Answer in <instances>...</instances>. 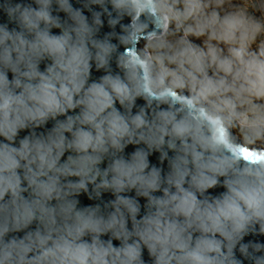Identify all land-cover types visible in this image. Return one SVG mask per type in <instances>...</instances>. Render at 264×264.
I'll return each instance as SVG.
<instances>
[{"label": "clouds", "instance_id": "1", "mask_svg": "<svg viewBox=\"0 0 264 264\" xmlns=\"http://www.w3.org/2000/svg\"><path fill=\"white\" fill-rule=\"evenodd\" d=\"M206 6L0 0V264H146L145 249L151 264H264V243L245 240L264 236V159L242 161L227 146L232 133L264 144V41L251 50L264 22L205 16ZM105 15L110 32L99 38ZM142 16L154 28L146 49L120 54L123 75L112 72L118 46L149 27ZM172 23L185 35L208 33L228 54L169 42ZM93 64L105 70L98 80ZM177 89L191 105L133 113L138 99L167 103ZM201 108L225 127L223 141ZM49 120L53 127L37 133ZM21 131L28 134L17 140ZM139 144L146 147L123 154ZM153 153L167 161L166 174L149 161ZM217 187L225 191L214 196ZM133 190L146 198L142 216L138 199L124 195ZM105 193L115 198L94 202ZM82 196L92 202L82 205Z\"/></svg>", "mask_w": 264, "mask_h": 264}, {"label": "water", "instance_id": "2", "mask_svg": "<svg viewBox=\"0 0 264 264\" xmlns=\"http://www.w3.org/2000/svg\"><path fill=\"white\" fill-rule=\"evenodd\" d=\"M22 2H26V3H30L31 0H22ZM70 2L73 4L74 7L76 8H83V4L85 3V0H70ZM35 6V5H34ZM55 7V5H54ZM93 10H99L98 6L94 7ZM54 14H57L59 16H61V18L66 19L67 17L65 16V14L63 12H55ZM86 14L89 16V20H91V15L90 13H88L86 11ZM102 20L104 22V26L101 28L100 32L98 33L99 38H103L106 34H108L110 32V29L107 25V16H102ZM141 21L147 23L149 25V27L145 30V33L142 36H138L135 38V40L132 42L130 47H121L118 46V53L116 55L113 56L112 58V62H111V70L112 72H121V69L118 67V60H119V55L120 54H126V55H136L137 53V47L140 44L141 41L143 40H148L151 38V34L154 30L153 26L151 25V22L146 18V17H141ZM5 22V18L3 17V14H0V23ZM122 23L127 24V20L122 21ZM11 27V25H10ZM59 29H53L54 33H59ZM115 31L117 33L120 32V27L117 26L116 29L112 30ZM117 41L114 39L113 43H116ZM46 63V62H45ZM45 63H42L40 65L41 70L44 69L45 67ZM105 74V70L104 69H100V70H96L95 68V64H93V70H92V74H91V80H98L101 76H103ZM121 74L123 75V73L121 72ZM10 78H11V74H10ZM91 82V81H90ZM189 104L191 105L192 102L189 98V95H186L184 93H181L178 90H174L170 93V100L167 103H161L159 100L157 101H152V100H148L145 101L143 99H138L136 101V105L135 107H133L132 111L133 113L139 111L141 108H144L145 111H147L149 114H151L152 111L154 110H159L161 108H168L170 106H174V107H181L184 104ZM116 107L119 108L121 111H123V108L120 106L119 102H117ZM76 113L79 112V109L75 110ZM69 115L74 114L73 112H69ZM198 115L200 117H206L210 123V126L213 130V133L215 135H218V138L221 139L222 141L225 139V127L220 124V122L218 120H214L212 119L211 116H207L205 110L203 108H201L198 112ZM58 119L63 120L65 119L64 116H60L58 117ZM54 125V121L49 120L47 122V124L43 127L37 128L36 132L37 133H47ZM28 133L26 131H21L17 140H19L20 138H22L23 136L27 135ZM66 135H70L67 134ZM0 140H3V137H0ZM231 151L233 153L238 154V157L245 162H252V163H256L257 161L261 160V159H257L256 157H264V150L260 149V148H250L248 146H239V145H235L233 146L232 144H228L227 145ZM136 147H140V148H144L146 147L144 144H139V145H128L125 149H124V155L125 156H129ZM247 154V155H246ZM68 155V153L65 154V157ZM173 155L172 152H169V156ZM62 158V159H64ZM149 161L151 162L152 165L161 167L163 170V174H166L169 169L167 166V161H161L160 157H159V153H153L149 155ZM107 163V161H105V164ZM104 165H102L103 167ZM75 179V178H73ZM212 195H219L221 192L225 191V189H223L222 187H217L215 189H211L209 190ZM124 195H128V196H132L138 199L140 205H141V212L140 215L142 216L144 214V205L146 204V198L143 197H136L135 196V190H133L132 192L129 193H125ZM155 195L159 196L162 195L161 192H157L155 193ZM7 198V197H6ZM115 197L114 195H112L111 193H105L102 197V199H98L95 200L94 202L97 204H100L101 206H103L104 204L108 203L109 201L113 200ZM81 204H87V203H91L92 201L87 200L85 197H81ZM34 227V225L32 226ZM129 227H131V222H129ZM23 232L21 233H17L16 235L19 236H23ZM105 239H107L108 237H104ZM246 241H256V242H261L264 243V236H260V235H249L247 237H245ZM114 244L118 245L119 241H113ZM237 256L240 257V253L237 252ZM241 259H243V257H240ZM143 259L146 261V264H151V260L150 257L148 255L147 250L145 249L144 253H143ZM244 264H250L249 261L245 260Z\"/></svg>", "mask_w": 264, "mask_h": 264}, {"label": "rangeland", "instance_id": "3", "mask_svg": "<svg viewBox=\"0 0 264 264\" xmlns=\"http://www.w3.org/2000/svg\"><path fill=\"white\" fill-rule=\"evenodd\" d=\"M205 4L207 5L204 8V15H210L213 11H216L219 13L221 17H224L225 15L232 14V13H243L246 16L250 18H254L256 20H260L264 22V0H205ZM178 7L183 8V4H179ZM193 20H189L186 22L187 24H193ZM175 26V23H173V28ZM168 41L175 44L178 41L181 40H187L192 42L194 45H199L201 47H204L205 50H207V45L211 44L219 49H223V54H228V45L218 42L216 39H209V34L206 33L204 36L200 38H196L193 35H185L183 28L181 29V35L176 34L175 29L170 30V34L167 37ZM148 40H143L140 42L139 48L141 51L145 50L147 47ZM261 41H264V32H261L256 37V42L251 44V50H256L258 48V45ZM138 48V49H139ZM150 51V49H149ZM212 74V70H209V75ZM181 93H184L186 95H189L187 93V90H180ZM231 132V130H229ZM234 141L237 143L235 145L239 146H248L250 148H260L264 150V144H261L260 142H247L244 141L241 137L236 136L235 133H232Z\"/></svg>", "mask_w": 264, "mask_h": 264}, {"label": "trees", "instance_id": "4", "mask_svg": "<svg viewBox=\"0 0 264 264\" xmlns=\"http://www.w3.org/2000/svg\"><path fill=\"white\" fill-rule=\"evenodd\" d=\"M174 27H175V28H173V23H172V24L170 25V30H171V29H175V30H176V34L181 35V29H182V28L179 29V30H177V29H176V25H175Z\"/></svg>", "mask_w": 264, "mask_h": 264}, {"label": "bare ground", "instance_id": "5", "mask_svg": "<svg viewBox=\"0 0 264 264\" xmlns=\"http://www.w3.org/2000/svg\"><path fill=\"white\" fill-rule=\"evenodd\" d=\"M139 45H140V44H139ZM139 45H138V47H137V52H138V51H141L140 48H139ZM138 48H139V49H138ZM225 131H226V129H225ZM228 131H229V130H228ZM229 132H230V131H229ZM234 142H235V141H234ZM235 144H237V143L235 142Z\"/></svg>", "mask_w": 264, "mask_h": 264}, {"label": "snow or ice", "instance_id": "6", "mask_svg": "<svg viewBox=\"0 0 264 264\" xmlns=\"http://www.w3.org/2000/svg\"><path fill=\"white\" fill-rule=\"evenodd\" d=\"M247 155V154H246ZM257 159H264V157H256Z\"/></svg>", "mask_w": 264, "mask_h": 264}]
</instances>
